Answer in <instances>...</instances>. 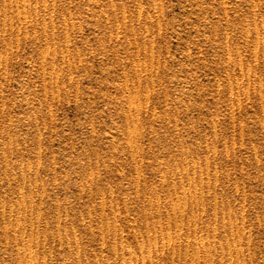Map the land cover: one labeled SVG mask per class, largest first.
<instances>
[{
  "label": "rangeland",
  "instance_id": "374dc122",
  "mask_svg": "<svg viewBox=\"0 0 264 264\" xmlns=\"http://www.w3.org/2000/svg\"><path fill=\"white\" fill-rule=\"evenodd\" d=\"M23 263L264 264V0H0Z\"/></svg>",
  "mask_w": 264,
  "mask_h": 264
},
{
  "label": "bare ground",
  "instance_id": "6f19581e",
  "mask_svg": "<svg viewBox=\"0 0 264 264\" xmlns=\"http://www.w3.org/2000/svg\"><path fill=\"white\" fill-rule=\"evenodd\" d=\"M132 115V114H131ZM127 119V118H126ZM132 121V120H131ZM134 126H135V124H134ZM133 126V127H134ZM133 131V130H132ZM132 133V132H131ZM130 133V134H131ZM135 133V132H134ZM130 138V137H129ZM92 177V176H91ZM192 182V181H191ZM198 184V183H197ZM191 187H194V186H191ZM196 187H199L198 185H196ZM201 187V186H200ZM182 188V187H181ZM187 188V187H186ZM188 190V189H187ZM192 190V189H191ZM191 190H188V192L189 191H191ZM180 191V193H181V191L182 190H179ZM196 192V191H195ZM175 193V192H174ZM182 194V193H181ZM175 195V194H174ZM184 194H182V196H183ZM190 197V196H189ZM177 198H182L185 202H186V198H185V196H183V197H181V195L179 196V197H177ZM192 198V197H191ZM189 199V198H188ZM175 200V199H174ZM176 201H178V200H176ZM190 201V200H189ZM192 202V201H191ZM197 202V201H196ZM172 203H174L173 202V199H172ZM103 204V203H102ZM18 205V204H17ZM22 208V207H21ZM177 208H178V206H177ZM177 208H175V207H173V209H172V211H174V214H173V216H176L175 215V213H177L176 211H177ZM180 209V208H179ZM31 210V209H30ZM181 210V209H180ZM179 210V212L178 213H181V211ZM183 211V210H182ZM173 213V212H172ZM168 215V214H167ZM179 215H181V214H179ZM172 216V217H173ZM6 218H8V217H6ZM179 218V217H178ZM12 219V218H11ZM15 221H16V219H15ZM14 221V222H15ZM19 222H20V219H19ZM18 223V222H17ZM10 223H8V225H9ZM15 224V223H14ZM15 226V225H14ZM21 226V225H20ZM23 226V225H22ZM159 226V225H158ZM193 226V225H192ZM23 230V229H22ZM156 231V230H155ZM160 231H162V229H160ZM159 231V232H160ZM155 233V235H156V232H154ZM161 233V232H160ZM170 233V232H169ZM15 235V234H14ZM19 235H21V234H19ZM166 235H168V233L166 234ZM24 236V235H23ZM30 236H31V234H30ZM151 236V235H150ZM3 237V236H2ZM27 237H28V235H27ZM152 237V236H151ZM156 237V236H155ZM168 237H169V235H168ZM20 238V237H19ZM28 239V238H27ZM153 240V238H150V237H148V242H152V240ZM170 239V237L167 239V242H168V240ZM5 240V239H4ZM21 240V239H20ZM29 240V239H28ZM155 240V239H154ZM35 241V240H34ZM6 242V241H5ZM29 242H30V240H29ZM27 243V242H26ZM25 243V244H26ZM31 243V242H30ZM16 244V243H15ZM154 244V243H153ZM22 245H23V243H22ZM27 245H30V244H27ZM168 245V244H167ZM26 246V245H25ZM140 246V245H139ZM27 247V246H26ZM30 247H31V245H30ZM174 249V248H173ZM27 250V249H26ZM20 251V250H19ZM23 252V251H22ZM31 252V251H30ZM141 252V251H140ZM17 253V252H16ZM27 253H29L28 251H27ZM126 253V252H125ZM141 253H143V252H141ZM148 253V252H147ZM22 254H24V253H22ZM210 255V254H209ZM30 255L28 254V256L27 257H29ZM208 256V255H207ZM24 257V256H23ZM209 257V256H208ZM33 258H34V255H33ZM129 258V257H128ZM26 259V258H25ZM24 258H23V262H24V260H25ZM199 259V258H198ZM29 260H30V258H29ZM29 260H28V263H29ZM131 260V259H130ZM142 260V259H141ZM196 260V259H195ZM210 260V259H209ZM30 261H32V260H30ZM190 261V260H189ZM25 262H27V261H25ZM18 263V262H17ZM130 263V262H129ZM193 263V262H192ZM24 264V263H23ZM26 264V263H25ZM191 264V263H190Z\"/></svg>",
  "mask_w": 264,
  "mask_h": 264
}]
</instances>
